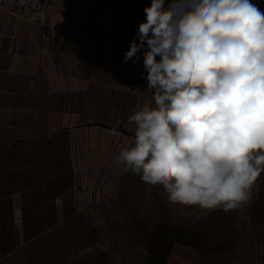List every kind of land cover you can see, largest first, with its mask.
Masks as SVG:
<instances>
[{
    "label": "rangeland",
    "instance_id": "obj_1",
    "mask_svg": "<svg viewBox=\"0 0 264 264\" xmlns=\"http://www.w3.org/2000/svg\"><path fill=\"white\" fill-rule=\"evenodd\" d=\"M48 4L52 59L90 86L89 123L67 133V159L46 198L58 206L47 236L59 264H264V173L243 210L205 211L171 204L162 185L146 184L118 160L133 145L129 117L155 106L144 93L143 57L124 61L151 0ZM256 6L264 13V3Z\"/></svg>",
    "mask_w": 264,
    "mask_h": 264
},
{
    "label": "clouds",
    "instance_id": "obj_2",
    "mask_svg": "<svg viewBox=\"0 0 264 264\" xmlns=\"http://www.w3.org/2000/svg\"><path fill=\"white\" fill-rule=\"evenodd\" d=\"M144 13L124 61L143 57L155 106L129 117L119 162L171 204L243 210L264 173V13L250 0H151Z\"/></svg>",
    "mask_w": 264,
    "mask_h": 264
},
{
    "label": "crops",
    "instance_id": "obj_3",
    "mask_svg": "<svg viewBox=\"0 0 264 264\" xmlns=\"http://www.w3.org/2000/svg\"><path fill=\"white\" fill-rule=\"evenodd\" d=\"M47 15L26 26L0 11V264H59L47 236L58 206L46 198L67 159V133L89 123V81L59 70Z\"/></svg>",
    "mask_w": 264,
    "mask_h": 264
},
{
    "label": "built area",
    "instance_id": "obj_4",
    "mask_svg": "<svg viewBox=\"0 0 264 264\" xmlns=\"http://www.w3.org/2000/svg\"><path fill=\"white\" fill-rule=\"evenodd\" d=\"M48 5V0H0V11L32 26L46 17Z\"/></svg>",
    "mask_w": 264,
    "mask_h": 264
}]
</instances>
